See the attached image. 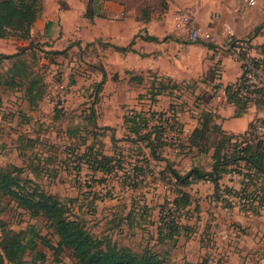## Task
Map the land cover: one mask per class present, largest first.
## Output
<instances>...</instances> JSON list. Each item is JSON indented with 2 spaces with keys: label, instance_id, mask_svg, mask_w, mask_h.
Masks as SVG:
<instances>
[{
  "label": "rangeland",
  "instance_id": "374dc122",
  "mask_svg": "<svg viewBox=\"0 0 264 264\" xmlns=\"http://www.w3.org/2000/svg\"><path fill=\"white\" fill-rule=\"evenodd\" d=\"M82 1L76 12L64 11L63 25L55 21V26L48 29L34 27L29 39L16 35L0 38V168L15 174L21 182L31 178L49 192L78 197L74 206L96 238L111 240L136 253L146 249L156 252L163 264H212L214 259L216 264H222V258L208 249L211 242L201 240L199 233L191 234L188 230L174 240L158 239L160 217L171 212L174 206V180H170V176L163 179L165 161L143 162L149 150L127 141L124 117L139 111L162 113L164 118L170 119L165 132L170 147L161 152L163 158H168L182 174L193 167L212 168L220 140L217 130L200 139L198 147L185 144V139H181L193 130V120L205 108L213 107L209 98L218 91V85L212 83H219L211 78H219V64L225 55L234 58V51L218 48L219 45L213 43L193 42L181 32L185 44L184 67L191 69L189 61L196 57L199 64L195 65L196 77L173 90L168 77L139 69L144 67L143 51H139V56L117 48L128 47L133 36L146 30L152 20H155L152 26L159 33L171 26L177 29L176 18L183 14L191 16L196 26L211 28L207 23L210 18L219 17L221 6L231 14L259 6L264 0H256L252 6L246 0H124V11L122 8L109 10L108 0ZM165 14L171 15V23L165 21ZM169 36L161 34L165 40ZM209 44L216 45L209 54L214 60L210 69L202 65L206 55L201 46ZM248 44L258 49L262 46ZM138 78L143 82L138 83L141 82ZM101 81L104 83L99 93ZM31 83L34 84L33 94L41 93L35 103L30 102ZM161 85L168 86L167 93L158 95ZM93 107L98 124L114 131L104 135L106 133L91 126L89 115ZM249 108L256 115L247 131L264 116V104ZM70 131L75 133L71 136ZM112 132L118 140L117 148L111 139ZM87 145L94 153L100 149L109 154L115 150L118 154L123 152L116 157L121 160V166L116 163L111 174H95L86 165L77 168L75 155H68L67 151L80 147L83 152ZM220 152L225 154L223 156H232L234 144L226 143ZM135 164L144 166L146 179L141 174L137 177ZM232 168L227 181L242 182L245 167ZM250 184L253 191L258 190L254 207L261 203L263 206L258 214L257 208L243 210L241 204L240 208L246 216L264 218V176L256 173ZM201 186L203 190L204 184ZM193 208L194 205L192 217H184L183 222L195 224L199 215ZM131 209L137 214H132V223L128 216ZM14 233H20L26 244V250L21 253L22 264L38 258L49 264L53 260L76 264L71 250L55 252L59 237L47 217L32 216L10 196L0 192V256H4V244Z\"/></svg>",
  "mask_w": 264,
  "mask_h": 264
},
{
  "label": "trees",
  "instance_id": "16d2710c",
  "mask_svg": "<svg viewBox=\"0 0 264 264\" xmlns=\"http://www.w3.org/2000/svg\"><path fill=\"white\" fill-rule=\"evenodd\" d=\"M42 11L43 0H0V38H8L16 35L22 39H29L32 26ZM50 23L52 22L47 23L46 29L49 28ZM263 28L264 24L258 26L255 29L254 36H257ZM145 39L150 41L158 40L154 36H145ZM241 41L250 43L249 40ZM131 45L132 43L128 47H118L117 49L121 52H127L131 50ZM210 45L214 47L212 44ZM261 48H264V45ZM138 79L142 82V78ZM240 80L226 86L227 99L236 105L237 116L245 113L250 106L246 99L238 95L237 88L239 87ZM103 83V81L99 83L97 92L102 89ZM179 87L180 84L178 83H173L171 86L173 90L179 89ZM166 88L168 86L161 85V89L157 93L162 94L166 92ZM28 92L31 103H35L37 99L41 98V93L33 94V83L30 84ZM258 101L259 104H264L263 94L259 95ZM157 114L159 115L157 116ZM95 115L96 112L93 107V113L89 115V121L95 130L106 133L104 135H108L107 133L110 130L114 131L111 127L100 126L97 123ZM168 123L169 119L164 118L162 113L157 112L150 113L141 111L124 117L127 141L135 147H144L149 150V154H146L147 156L143 158L145 160L143 162H150L151 160L165 161V166L162 169V174H165L163 175V179L167 180L169 178L167 176H170L172 177L170 180H174V192L176 194L173 200L174 206L170 208L171 212H168L167 215L161 214L160 225L157 227L159 240H174L178 235L184 232L187 233L188 230L191 234L196 232L195 225L193 226L183 222L184 217L185 219L192 217L191 208L194 205V200L188 189L194 181H210L214 184L216 198L221 200V191H223L221 180L224 175L233 171L232 167H238L239 169L245 167L246 172L243 173V187L237 194L241 200H244L242 202V208L244 210L255 209L254 205L258 200V190L253 191L251 189L250 181L256 173L264 176V149L261 144L241 140L246 134L251 133V130L240 135L229 134L214 122V114L212 112H203L200 119V126L195 128L188 138H182L181 140L183 141L185 139V144L198 147L200 139L206 136L208 137L212 130H217L220 140L218 141L219 147L213 155L212 168L208 171L193 167L186 174H182L175 168L174 164L169 162L170 160L168 158H163L161 155V152H164L166 148L170 147L169 140L165 135ZM81 130H84V127H81ZM74 133L75 131H70L71 136ZM128 133L131 138L128 136ZM133 137L135 138L133 139ZM111 139L113 145L117 148L116 143L118 140L113 132ZM174 141H177V139ZM226 143L234 144V154L232 156H223L225 155L221 154L223 151L220 152L222 146ZM98 151L94 153L93 149L87 145L83 152L79 147L68 150L67 154L75 155L78 162L77 168L86 165L95 174L101 172L111 174L116 167V163L119 167L121 166V160L116 159V157L122 155L123 152L118 154L119 152L115 150V152L109 154L104 149ZM135 165L134 171L137 177H139L138 174H141L146 179L147 171H143L144 166ZM225 190L231 192L230 189L226 188ZM0 192L10 196L21 208L28 211L32 216L42 215L47 217L59 237L58 247L55 248V252L58 254L60 250L65 248L71 250L76 264H163L162 258L156 252L146 249L142 253H136L131 248L119 246L111 240L105 241L104 239L94 237L81 218L82 216L78 212L79 210L74 206L79 201L78 197L61 196L49 192L31 178L21 182L15 174L1 168ZM198 206L196 203L193 210L197 211ZM147 208L145 207V209ZM132 214L137 215L134 213V209L129 211L128 216L132 218ZM133 221L134 218H132L131 223ZM3 250L4 256H0V264H6L5 259L11 264H22L21 253L26 250V244L22 241L21 234L14 233L11 235L6 240ZM40 261H44V259L38 258L32 263L27 264H42ZM52 264L62 263L53 260Z\"/></svg>",
  "mask_w": 264,
  "mask_h": 264
},
{
  "label": "crops",
  "instance_id": "0c3cea01",
  "mask_svg": "<svg viewBox=\"0 0 264 264\" xmlns=\"http://www.w3.org/2000/svg\"><path fill=\"white\" fill-rule=\"evenodd\" d=\"M122 1L124 0H108L107 8L109 10H119L122 8L124 11V6L126 5ZM81 2L83 1L43 0V11L32 26V31H34V27L41 26L42 28H46L47 23L50 21L52 23H50L49 28L56 23L55 21H60L59 24L63 25L64 11L76 12V8ZM100 13H102V10ZM218 14L219 17L217 19L210 18L212 22L209 21L207 23L211 27L210 29L218 36V43L216 44L217 46L219 45L218 48L225 47L223 45L228 40L227 28L232 29L236 40H249L253 45H264V28L257 36H254L255 29L261 24H264V2L254 8L248 7L245 11H237L231 14H229L225 6H221ZM163 18L167 23L173 21L170 14H165ZM154 21L152 20L146 25V30H140L133 36L131 50L123 53L139 55V51H143L145 53L143 55L144 67H139L140 70L148 69L158 75L168 77L167 79L172 83L185 84L186 80L196 77L197 70H195V65L197 66L199 64V60H196L198 59L197 57L196 59H190L191 69L184 67L183 51L185 44L181 38L184 34L179 32L174 26L159 33L152 26ZM163 33L164 35H170L169 38L166 40L161 38V34L163 35ZM145 36H154L158 40H146ZM216 45L213 46L215 47ZM201 46H203V51H205L206 55V59L202 62V65L205 64L210 69L214 64V60L210 59L209 54L214 47H211L210 44ZM219 66V78L215 79L214 76L211 78V81L214 80L219 83H212L214 86L218 85V91L213 96L210 95L209 98L210 104L213 107L211 109L205 108L200 116L193 120V130L200 126L202 113L210 111L214 114V122L225 132L229 134L236 133L237 135L244 134L256 113L248 108L241 116H237L236 105L229 102L225 94L226 86L236 83L241 78V63L231 55H225ZM101 91L102 89L99 93ZM166 93L167 91L162 94H157L163 95ZM193 130L185 139L191 135ZM207 170L210 171L211 168ZM228 175L229 173L224 175L221 180L223 190L221 191V200L216 198L214 184L210 181H194L191 185L189 192L194 200V206L196 203L199 205L196 211L199 217L197 216V221L193 224L195 226L197 225V231L194 234L199 233L202 236L201 240L208 239L211 242L212 246L209 247L207 245V247L212 253L219 256L220 259L222 258V264H264V218L250 214L246 216L247 214L242 211L243 208H240V204L242 205L244 200H241L237 194L243 187V180L242 182L233 184L227 181ZM202 183L204 184L203 190L200 188L203 185ZM226 188L230 189L231 192L226 191ZM231 194L232 197H230ZM261 206L263 205L255 206V209L257 208V214Z\"/></svg>",
  "mask_w": 264,
  "mask_h": 264
},
{
  "label": "built area",
  "instance_id": "2783aa9c",
  "mask_svg": "<svg viewBox=\"0 0 264 264\" xmlns=\"http://www.w3.org/2000/svg\"><path fill=\"white\" fill-rule=\"evenodd\" d=\"M246 1L251 6L257 3L256 0ZM176 26L180 32L186 33L193 42L218 43V36L210 28L196 26L188 14L176 18ZM227 31L228 40L224 48L234 51V58L239 60L242 66L241 80L237 88L238 95L246 99L250 106H256L259 104V95L263 94L264 97V48H254L247 42L236 40L232 29L227 28ZM225 94L227 95L226 89ZM241 140L261 144L264 149V116L258 118L251 133L246 134ZM215 261L216 259L212 264H216ZM40 263L49 264L45 261H40Z\"/></svg>",
  "mask_w": 264,
  "mask_h": 264
}]
</instances>
